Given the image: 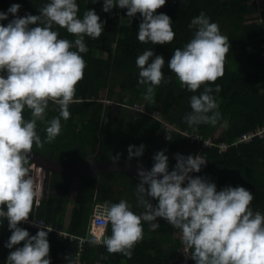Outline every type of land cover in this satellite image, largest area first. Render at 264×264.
Listing matches in <instances>:
<instances>
[{"label": "clouds", "instance_id": "obj_1", "mask_svg": "<svg viewBox=\"0 0 264 264\" xmlns=\"http://www.w3.org/2000/svg\"><path fill=\"white\" fill-rule=\"evenodd\" d=\"M165 4L166 0H103L102 11L110 12L117 6L127 9L130 21L139 14L137 39L164 45L175 37L171 17L156 11ZM21 7L12 3L6 11H0V21H8L0 23V222L6 219L11 230L4 243V247L13 249L6 264H51L48 234L52 228L43 220L29 221L40 195L29 161L33 145L41 148L53 141L61 132V120L70 117L76 84L86 67L81 55L88 51L84 38H98L105 21L95 9L78 15L77 0H48L36 15H18ZM53 24L65 28L75 40L60 38ZM188 27L194 29L193 36L172 51L168 68L188 91L196 93L204 86L198 95H191V111L184 116L195 131L196 126L216 125L221 118L210 83L224 73L230 42L218 23L203 11ZM135 64L138 83L145 86L144 100L155 103L156 86L169 82L162 71L165 58L149 48L136 57ZM215 91H220L219 84ZM50 102L58 106V115L46 119ZM25 108L31 112L30 119L23 115ZM38 121L45 124L43 141L37 131ZM166 139L172 138L167 135ZM144 148L143 143L129 144L127 159L141 157ZM165 153L166 149H161L153 155L150 170L137 169L136 198L143 211L134 212L123 198L105 202L103 215L111 224V235L91 242L131 258L135 244L143 239V222H150V228L156 230L159 217L178 230L182 250L195 264H264V212L251 206L253 193L240 185L217 190L215 182L190 175L205 165L206 158L201 154L176 153V164L170 171ZM110 159L118 161L120 153L110 154ZM20 222L32 223L37 232L30 235Z\"/></svg>", "mask_w": 264, "mask_h": 264}, {"label": "trees", "instance_id": "obj_2", "mask_svg": "<svg viewBox=\"0 0 264 264\" xmlns=\"http://www.w3.org/2000/svg\"><path fill=\"white\" fill-rule=\"evenodd\" d=\"M47 2L0 0V11H6L12 3H20L18 15H36ZM77 3L81 17L88 8L95 9L105 21L104 31L98 38H84L88 48L81 54L86 61L84 75L76 84V102L69 106L70 117L61 120L60 134L41 148L33 145V150L62 163L84 164L91 159L111 160L110 154L116 153H120V159L129 160L128 145L143 143V155L131 160L153 165V155L166 149L170 171L176 164V153L201 154L206 163L192 176L215 182L217 190L227 185L243 186L253 193V209L264 212V138L233 145L244 135L264 128V5L259 9L253 0H166L156 11L171 17L175 37L170 43L154 45L137 39L139 14L130 21L127 9L117 6L110 12L102 11L103 0L96 3L77 0ZM201 11L218 23L221 33L229 38L230 49L223 75L210 83L221 118L216 125L200 124L193 131L184 116L191 111V95H198L204 86L196 93L181 87L175 73L168 68V59L175 48L183 47L192 38L194 29L188 24ZM52 27L60 38L75 40L65 28L55 24ZM149 48L154 55L161 54L165 58L162 71L169 80L156 86L155 103L144 100L145 86L138 83L139 69L135 64L136 57ZM216 84L220 85L219 92L215 91ZM134 107L144 109L145 114L133 112ZM23 115L30 119V110L25 108ZM56 115L58 106L50 102L46 119ZM152 115H158L159 119H153ZM44 128L45 124L38 121L37 131L42 141L46 136ZM167 135L172 139H166ZM191 137L202 141L192 142ZM205 141L213 146L204 148ZM226 143L229 149L221 153L218 146ZM29 166L30 169L33 166L31 160ZM138 182V174L110 172L83 178L76 186L73 178L48 174L46 191L39 195L38 204L34 202L29 216L75 237L88 238L80 249L77 240L49 232L51 264H77L78 256L82 264H179L183 245L178 230L163 218H157L160 227L156 230L150 228V222H143V239L135 244L131 258L110 253L102 243L91 242L89 223L96 205L105 206V202L115 203L123 198L129 201L134 212L143 211L137 205ZM70 204H73L70 222L64 226ZM25 228L30 235L38 230ZM10 234L7 221L0 222V264H6L10 249L4 247V243ZM104 234L111 235L110 222ZM191 264L195 262L191 260Z\"/></svg>", "mask_w": 264, "mask_h": 264}, {"label": "water", "instance_id": "obj_3", "mask_svg": "<svg viewBox=\"0 0 264 264\" xmlns=\"http://www.w3.org/2000/svg\"><path fill=\"white\" fill-rule=\"evenodd\" d=\"M30 160L33 162L34 167L43 170L45 183L48 174H59L64 175V177L75 179L77 185H80L83 178L96 177V175H102L103 173L121 172L137 175L138 168L150 170L152 167V164L148 162L125 159H119L115 162L113 160L96 161L95 159H91L84 164L62 163L46 158L34 150H32ZM32 171L31 168L30 173ZM190 175H192V173H190ZM103 209L104 208H102V210Z\"/></svg>", "mask_w": 264, "mask_h": 264}, {"label": "built area", "instance_id": "obj_4", "mask_svg": "<svg viewBox=\"0 0 264 264\" xmlns=\"http://www.w3.org/2000/svg\"><path fill=\"white\" fill-rule=\"evenodd\" d=\"M255 1L256 5L258 6L259 9H261L263 7V0H253ZM263 49H264V45H263ZM133 112H140L142 114H145V110L139 107H134L131 109ZM153 119H159V117L154 116ZM256 137H260V138H264V128H260L258 130H256L255 132H251L248 133L246 135H244L243 137L239 138L238 140H236V142H234L233 145L239 144V143H243V142H250L252 141L254 138ZM192 142H201L202 140L200 138L197 137H191ZM212 143L210 141H205L203 143V147L204 148H208V147H212ZM229 144H223L218 146L220 149V152H226L229 149ZM102 208H105V206L103 205H97L95 207L94 213L91 217L90 220V232L89 235L91 238L93 239H101V237L104 234L105 228L107 227L108 223L105 219H104V215H103V210ZM37 221L39 222L40 219H36L33 218L31 216H29V221ZM3 221H7L6 219H4ZM46 224V223H45ZM47 225V224H46ZM20 226L25 228V227H31L34 229H38L36 226H34L32 223L30 222H20ZM48 227H51L49 225H47ZM52 230L50 232H55L60 236H64V237H69L71 240H77L79 242L80 245V249H83L82 247L84 246V244L88 241V238H79V237H75L73 235L67 234L66 232H62L61 230L51 227ZM22 243V242H21ZM100 244V243H98ZM21 245V244H20ZM18 245V246H20ZM15 247V246H14ZM183 248V247H182ZM13 249H10V251H12ZM188 253H184V251L181 249V259L179 264H191V257L190 255H187Z\"/></svg>", "mask_w": 264, "mask_h": 264}, {"label": "crops", "instance_id": "obj_5", "mask_svg": "<svg viewBox=\"0 0 264 264\" xmlns=\"http://www.w3.org/2000/svg\"><path fill=\"white\" fill-rule=\"evenodd\" d=\"M263 5H264V0H263ZM260 24L262 23V21L260 20V22H259ZM264 56V55H263ZM47 179V178H46ZM34 181H35V186H36V189H37V191H39V188H38V186L40 185V184H42V188H44L43 190L44 191H46V189H45V180H44V177H42V178H40V179H37L36 177H35V179H34ZM75 183H76V181H75ZM76 186H79V185H77V183H76ZM42 193V191H40L39 192V194H41ZM97 206V205H96ZM72 209H73V204H70V206H69V210H67V215H66V217H65V223H64V226H67V225H69V222H70V218H71V213H72ZM92 217V216H91ZM41 220V219H40ZM91 220V219H90ZM89 226H90V223H89ZM61 231L62 232H65V230H62L61 229ZM103 235H105V234H103ZM64 237V236H63ZM77 264H82V262H81V260L79 259V256H78V258H77Z\"/></svg>", "mask_w": 264, "mask_h": 264}, {"label": "rangeland", "instance_id": "obj_6", "mask_svg": "<svg viewBox=\"0 0 264 264\" xmlns=\"http://www.w3.org/2000/svg\"><path fill=\"white\" fill-rule=\"evenodd\" d=\"M100 55L103 56V58H106L107 57L105 54H103V55L100 54ZM152 116L153 117L154 116L158 117V115H152ZM31 168H32L33 171L30 174L32 175L33 179H35V177L37 179H40V178L43 177V170L41 168H36L34 166H32ZM38 188H39V191L38 192H40V191L44 192V190H43L44 188H42V184H40L38 186Z\"/></svg>", "mask_w": 264, "mask_h": 264}]
</instances>
